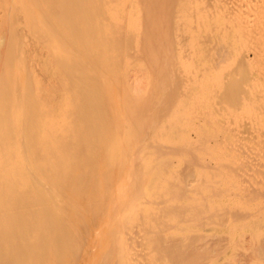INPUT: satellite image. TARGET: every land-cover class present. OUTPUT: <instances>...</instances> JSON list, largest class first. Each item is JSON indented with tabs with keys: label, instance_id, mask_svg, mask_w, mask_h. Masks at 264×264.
Here are the masks:
<instances>
[{
	"label": "rangeland",
	"instance_id": "obj_1",
	"mask_svg": "<svg viewBox=\"0 0 264 264\" xmlns=\"http://www.w3.org/2000/svg\"><path fill=\"white\" fill-rule=\"evenodd\" d=\"M4 1L6 0H0V9H3L0 14L5 12V8L6 10L11 8L8 6L10 0H7L8 4L5 2V5ZM34 1L20 0L19 2L18 0L16 2L14 0V4H19V7L17 6L18 9L25 10L24 14H26V10L32 11V8L34 12L35 9L39 11L42 0ZM100 1L99 3L96 0L99 6H102L100 4L104 1L103 7L105 9L108 8V10L105 11L103 7L104 10H99V13L100 11L103 12H101L103 18L99 15L101 23H107V25L103 26L99 21V35L101 28L107 29L106 31L102 30V32L106 33L104 35V37L106 36V40L111 41L110 47L117 45L115 50H113V47L112 52H110L111 48L109 45L107 48L109 42L105 40L103 43L101 39L103 38L104 40L105 38L102 35L100 36L102 38L99 37L102 44L106 43L105 46L103 45V51L105 52L102 51L101 53V57L103 56L102 61L103 59H107L104 60L107 62L106 64H114L115 62L117 67H115V64L113 66L110 65V67L105 64L107 68H104L105 65H100L99 67L102 66L100 69H104V71L109 70V74L114 73L111 72L113 70L112 67H115L113 71L117 70V73L119 71L118 74L120 75L121 71L125 73L123 76L121 75L124 78V82H120L117 78L120 76L117 73H114V77V74L112 75L115 78L112 79L111 76L107 77L108 73L104 74L97 68L96 72L101 71L104 75L107 74L106 79L102 75L101 80L102 78L104 79L102 82L108 80L106 84H110L111 87L108 89L111 95V98L109 97L110 100L109 98L108 100L111 104H108L106 96L103 93H99L100 90L107 89L108 85L105 86L106 84L102 83L105 86L102 89L101 80L98 79L97 87L101 88H97L96 90L95 87V90L98 91L99 97L102 95L104 96L102 100H105L104 102L101 99L99 100L101 103L99 104V108L102 111L103 109L101 108L106 105L104 110L111 117L110 124H112V128L114 126L116 128V125H120L121 127L124 123L127 125V123H130L127 122L129 120L134 119V122L132 121L133 124L131 122L132 127L126 132H124L125 127H127L125 124V127L123 126L124 129L119 126L117 130L113 128L112 133H115V137L113 138L118 139L116 140L119 144L117 148L115 147L117 145L114 141L115 139L113 140L114 146L112 145L113 141H111V138H109L108 142L106 137V142L103 140V143L97 144L99 147L93 148L94 150L77 147L74 144L71 145L70 141L68 145L59 149L60 158L57 161V166L52 164L51 150L47 149L45 151L48 163L47 176L51 181L58 175L60 180L68 185L66 187L67 190L64 191L63 189L60 193L62 195L61 200L67 203L73 210L74 219L78 226L77 232L81 235L79 241L77 240L78 236L74 233V237H77L75 241H77L76 245L79 246L78 251L74 255L71 252L73 256L70 254L72 256L70 259L67 258L70 256L69 251L66 259L64 258L56 264H143L144 262L138 257L139 253L141 255V252H139L140 248L136 247L133 249L138 250L137 252L134 251V253L138 254H135V258L133 257V263L131 261L128 262L129 259L127 260L122 254L121 243L123 244L125 240L123 234L127 224L132 219L131 215L145 211L161 210L163 206H159V203L163 199L175 198L184 194V196H188L189 198L185 200L186 202L189 203L190 199H192L195 202L193 204L199 203V205H192L189 212L193 221L191 225L195 224L197 226L199 223H203L207 224V228L205 233L200 234L193 243L202 247L200 252L185 263L179 264H264V62H262L264 61V0H157L158 2L156 0H137L139 2H136L137 4L134 3L136 6L133 7V10L136 11L137 9V12L134 14L135 17H125L123 19L118 17V15L122 14L120 8L125 4H129L130 6L134 0H131V3H129V0L120 1L119 3L116 0ZM161 1H165V3L169 2L170 5L178 9L175 10L177 16H175V19L174 11L172 10L173 15L169 14V11L166 12V4L160 3ZM121 2H125V4H121ZM33 3L36 4L33 5L34 7L31 6ZM149 3H152L153 7L150 9L151 11L154 9L155 16L157 17L158 14V16L160 15L164 19L163 22L161 18H157L158 22H163L161 27L158 22L156 24L155 22L153 24L150 22L149 24L148 20V23L146 22V19L149 18ZM154 3L158 5H154ZM42 5L43 8L40 10H42L41 14L43 15H40L44 16L47 12V7L44 2H42L41 7ZM145 5L147 6L146 9ZM3 6L5 7L3 8ZM11 6L15 11L13 3ZM137 6L142 9L138 10ZM158 6H162L164 8H162L163 11ZM154 7L158 8L157 11H155ZM147 8L149 11L145 13V17L144 12L147 11ZM169 9L168 7L166 10ZM141 10L142 12H139ZM8 11L5 14L7 16H9ZM108 11L111 13L107 15L106 12ZM160 11L164 14L167 13L168 17L172 15L174 23L172 18L168 20L169 18L166 15V17H163L164 15ZM17 13L14 17H17ZM20 13L18 15L20 18H15L17 19L16 23L13 17L11 18L14 20L13 22L8 19L11 15L8 18L7 16L5 18L4 14H1L4 17L0 15L2 18L8 19V23L5 20H0V22L4 21L7 24L3 26L4 23L2 22L3 24L0 26V29L2 27L6 29L7 33L4 32L5 29L0 30V32L6 33H3L5 35V37L3 36L4 38L11 39V36L8 38V33L12 29V25H10V29L7 27L9 26V21L17 24V27L13 24L14 28L22 26L20 35L18 36L22 40L18 37H15L14 40L13 37V41L7 39L5 41L3 37H0L2 40V43L0 40V46H4L5 48L7 44L11 45L10 42H14L17 39L21 40L20 44L17 40L16 44L14 42V45L9 46L13 47L17 45L15 47H17L16 49L19 51L17 52L20 54V57L16 55L18 59L14 56L15 53L17 54L16 49L13 48L15 50V53H13L14 50L11 51L12 48H9L10 50L6 48L8 52L11 51L14 54L9 53V55L8 53L5 54V48L2 50L0 47V51H3H1L3 57H0V70L1 68L4 69V67L8 69L9 67L10 69L14 67L15 62L13 57L10 56H14V59L18 60L16 64L20 62V66L23 64L25 66L28 65L26 71V74H28L27 81L31 82L32 85L34 84L36 89L32 88L31 83L25 82L29 84L27 86H30V91L31 88L36 90L34 98H38L35 101L38 103H35L38 106L37 108L41 110L42 115L45 114L43 117L49 111V113H52V117L59 120L62 124V121L65 120L63 119L64 114L67 113V110L69 113L70 110L66 106L67 103L65 105V98L71 93L70 90L68 93L64 88L68 89L70 85L69 87H64L61 85V80L58 81L57 78L53 82L54 78H52L50 71H52V67L56 66L57 63H54L52 60L54 59L52 47H50L52 45L50 41L49 45L46 44L48 40H46L47 42H43L45 36L42 41L40 36H43L45 33L42 31V35L41 30H36L35 27L37 25V27L41 28L40 21L44 18L39 16V14L37 15L38 12L35 15L39 16L40 21H38L36 16L35 18L31 16L32 19H37L35 21L38 22H31L33 25L35 23L33 26L35 29H30L31 27L27 28L28 25L26 26V24L30 26L32 19L27 15V17L23 16V18L25 17L24 20ZM28 14H33V11L31 14ZM104 14L107 16H104ZM103 19H107V21H103ZM170 22L173 23L170 26L174 30H170V26H168L171 24ZM146 23L149 25L147 26ZM151 24L152 28L150 27ZM154 24L159 27H156ZM43 25L44 23L41 29L44 30ZM86 25L84 27L88 28V24ZM146 26L149 27L148 33H150V29H153L151 30L152 32L155 31L153 32V36L150 33V37H153L150 40L151 43H147L150 37H145L147 34ZM166 26L167 28H164ZM154 27L158 29L156 30ZM24 29L25 32L23 33ZM165 29H169L170 31ZM58 31L61 32L59 29ZM167 31L169 34L171 33L170 37H167L169 36ZM15 32L17 31H12L13 34H10L17 36ZM59 34L61 35L62 32ZM46 36V38H49L48 35ZM118 36H121V38L118 39ZM51 37L53 39L55 35ZM57 38L55 39L58 40ZM62 39H65V37ZM145 39L146 43L151 46L145 44ZM3 41L5 42L4 44ZM7 41L9 42L7 43ZM112 42H115V44H112ZM81 43H84V41H81ZM44 45L46 47L42 48ZM48 46L49 49H47ZM87 46L89 47V45ZM74 48L76 49L75 46ZM74 48L72 47V49ZM45 49L47 50L45 51ZM81 49V52L83 51L84 53H78L80 55L85 54L84 49ZM159 50L160 52H157V54L156 51ZM47 51L48 53H46ZM107 51L108 54L112 55V58L113 54L114 57L118 55V59H113L115 61H111V63L110 61L108 62L109 55ZM1 52L0 55L2 54ZM68 53L72 54L73 52ZM103 53L107 54L106 58ZM4 54L9 55L12 59L8 58L10 59V63H14H6L5 59L3 60ZM45 54L49 57L44 56ZM85 55H87V57L85 56L86 59L84 57L79 60H89L87 59L89 57L88 54ZM72 56L75 57L76 55L72 54ZM32 59L34 62H30V60L33 61ZM100 59H97L98 61L91 59V61L99 63ZM48 60L52 61L55 65L53 63L50 65ZM27 62L30 63L27 64ZM79 62L82 66L80 70L84 71L83 61L82 64L81 61ZM87 63L86 65H88ZM117 63H119V66L123 65H121V70L118 68ZM7 64H9V67ZM16 64L17 69L19 68V64ZM89 65L91 67L93 64L90 63ZM89 67L86 68L88 71L86 70L85 72H90ZM126 68L130 71H125ZM8 69L5 72L9 71L8 74H11ZM19 70L22 72L21 68ZM5 72L3 70L1 73L4 75ZM96 72L92 73L93 75L91 76L93 77H90L89 81L92 78H97L96 76H98L99 72ZM87 73L85 75H88ZM132 73L137 78L139 76L142 79L140 84V89L142 90L139 94H134L132 89H130L131 86L127 85V82L130 81L129 76ZM15 75L16 72H14ZM10 76L15 81L16 76L14 77L12 74ZM20 76L22 75L20 74ZM74 76V73L67 71L65 78L69 81ZM80 76L83 77L84 75ZM9 77L6 76L5 78L9 80ZM11 81H8V83L10 84ZM56 81L60 82L59 86L61 88L64 87L62 90L55 84L57 83ZM16 82L17 84L19 83L18 81ZM97 82L93 83L92 80L94 85ZM6 84V81L3 83V87L0 84V89H4L5 86L7 90V87H10V85ZM19 86L16 89L18 92L20 90ZM174 88L176 89L174 90ZM58 89L60 90L58 91ZM32 93L30 92V94ZM125 94L128 98H126ZM56 97L58 98L56 99ZM24 99L25 97H23ZM23 100L21 101L23 102ZM71 100H73L72 97ZM12 101L8 102V107L10 108L15 104ZM21 101L20 104L22 103ZM17 102L18 107L23 109L19 106L18 100ZM25 103L24 101L22 104L24 105ZM136 105L143 107H139L138 110L141 113L138 114L139 118L142 117L139 120V126L137 124L138 117L133 115L134 110L135 112L137 110ZM108 106L117 108H114L116 114L113 111V113L110 112L112 108H108ZM130 107L134 110L130 111ZM7 110L9 112V108ZM106 111H102V113L105 114ZM127 114L129 117H127ZM108 116L105 119H109ZM132 116H134L133 119H131ZM127 118L130 119L128 120ZM105 119V124H108ZM80 124L81 117L77 110L60 127L61 133L64 136L72 137L73 134H78L77 131L80 128ZM102 128L104 127L102 126ZM104 129L108 132L110 128L107 125V128ZM110 134L106 133L105 136L109 137ZM105 143H107V146ZM100 144L101 146L103 144L104 147H101ZM114 148L115 151H112ZM89 156H93L95 160L91 157L88 159ZM30 187L33 188L31 190V197L34 198V185L30 183ZM60 188L61 183L59 190ZM201 213L206 214L202 216ZM207 215L208 217L205 218ZM114 232L117 233L114 234ZM70 235L73 236L72 233ZM169 235L170 238L180 236L178 231L170 232ZM38 236L39 234L36 231H31L30 244L36 245L38 243ZM71 249L72 247L70 246L69 250ZM137 258L139 259L137 260ZM133 259L131 258L130 260ZM155 264L172 263L169 259L160 256L158 253Z\"/></svg>",
	"mask_w": 264,
	"mask_h": 264
},
{
	"label": "bare ground",
	"instance_id": "obj_2",
	"mask_svg": "<svg viewBox=\"0 0 264 264\" xmlns=\"http://www.w3.org/2000/svg\"><path fill=\"white\" fill-rule=\"evenodd\" d=\"M11 1L12 0H10V3H11ZM15 1L17 2L18 0H15ZM25 1H27V0H25ZM37 1H39V0H37ZM97 1L99 3L101 2L100 0H97ZM116 1H118V3H119L120 1H124V0H116ZM134 1H133V3H131V0H129V3H131L130 6H129V4L128 5L125 4V2H121V4L124 3L126 5V6L124 5L126 8L122 5L125 9L123 7L120 8L122 10V12H121L122 14L120 13L121 15L120 16L118 15V17L123 19L125 17L131 18L132 16H134V14L137 12L136 8H138V6L136 8H134V9H136V11L133 10V7H135L136 4L139 2L137 0H134ZM5 2H6V4H8L7 0H6V1H4V5H5ZM19 2H20V0H19ZM34 2H36V0ZM42 2H44L46 7H47V12L45 13L47 15L44 14L45 17L41 16L43 14H41L42 10H40V9H42L43 5H44L43 4L41 7ZM42 2L40 3L39 11H38V9H37V11L35 9V12H34L33 8L31 7L35 3H33L30 6L32 8L34 15L31 14L32 11L31 10L29 11V9L26 10V14H24L25 10L23 9L24 11H22V9L20 8L21 9V11H20V9H18L19 4L18 5L14 4V0L12 1V3L15 6L14 7L15 11L13 10V7L11 6L12 3H11V5L9 3L8 6L11 7V8L8 7L9 11L6 10V8H5L4 9L5 12H2L1 14L5 15L6 12L8 11L9 16L5 15V18H6V16H7V18L10 17V15H11V17L8 19L11 20L12 22L14 21L13 19H11L12 17L14 19L20 18V17H18L20 12H21L20 15L22 16V19L25 18V17L23 18V16L27 17V15L31 19H32V17L35 18V16H36L38 21H40V19L38 18L39 16L44 18V19H42V20H44V22H42V20L40 21L41 22L40 23L41 28H42V24L44 23V25H43L44 30L41 29L40 27H37V25L35 27H36V30L38 29L39 31L41 30V32L43 31L45 33L43 35V32H42L43 36H40L42 41H43V37L45 36L43 42H47L46 40H48V42L46 44L49 45L48 43L50 41V43L52 45V46H50V47H52L51 48L53 51L52 53L54 54V59H52V60L54 63L55 62L57 63L58 67L56 68L57 65L54 66L55 68L52 67V69H51L52 71H50L51 73L50 72L49 73L51 74L52 78H54L53 82H55V80L58 79V81L61 80V82H62L61 85H63L64 87L65 86L69 87V85H70V88H68V89H66L64 87L63 88L65 90H67L68 93L70 90V92H71L70 95L72 94V96L66 94L68 96H67V98H65L66 99L65 105L67 103L66 106H68L70 108V110H69V113L67 110V113L64 114V118L63 117L62 118L66 120L67 118L72 116L78 110V114L81 117V124H80L79 130L77 131L78 134H76V135L73 134L72 137H69V136H64L61 133L60 127H62L64 125L65 120L62 121L60 119L62 121V124H61V122L59 120L52 117V113L51 112L49 113V111H48V114L45 117H43V115H45V114L42 115L41 110L37 108L38 106H36V104H38V103L35 101L38 98L36 96H35L36 99L34 98V94L36 93V90H35L36 87H34V84L32 85V83L30 82L32 85V88H35L34 90L31 88V91H30V89H29L30 86L29 87L27 86V84L29 83L27 81L28 74H26L28 65L25 66V64L22 63L23 65L20 66L21 64H19L20 63L19 62V63H17V64H19L18 65L19 68H17L18 69L17 70L16 69L17 66H15V64L18 61V60L16 61V59H18L17 57L20 55L18 53L19 52L18 49H16L17 47H15L17 45H15L13 47H9L12 44L14 45V42L16 44L17 40H18V43L20 44L22 38H20L18 36L20 35V30L22 29L21 28L22 26L21 27L18 26L20 28H14V26L17 27V24L11 23V21H9L11 24L9 23L8 24L9 26H7V27H9V29H10V25H12L11 26L12 29L14 28L17 31V32H15L16 33L15 35H17V36L12 35L13 34L12 31L14 32L15 30L10 29V31L9 30L8 31L12 34L8 33L9 34L8 38H9V36H11L10 37L11 39L4 38L5 37L4 34H6L7 32H6V29L2 27V29H5V31L4 30L3 31L6 33L3 32L4 33L3 34L1 31L0 37L4 36L3 37L4 40L7 39L9 41L12 40L13 37H14L13 38L14 40H15V37H18L21 40L16 38L17 39L16 41L10 42L11 45H9V44L6 45L7 46L6 48H8L7 50H10L12 48L11 51H13L14 49H16V52L18 51L17 54L15 53V50L13 51V53H15V55L13 53H11V51L8 52L4 46H2V47L0 46L2 48V50L5 48V51H6L5 54L11 53L15 57H16V55H18L16 57V59H14L15 58L14 56H10V57H13V60L15 63L13 61H11V62L14 63L13 66L15 67L16 70L14 69V67H11V69L13 68V70H11L9 67V64H13V63H10V59H11L9 57L10 54L8 56L4 54V58H3V60L5 59L4 61H6V63H9V64H7L9 69L7 67L6 68L4 67V69L1 68V70H0V77H1L0 78L1 79L0 84L2 85V86L1 85L0 86L3 87V83H5V81L7 82L8 85H10V87L6 86L8 91L5 89V86H4V89L3 88H1L2 90L0 89V91H1L0 92V264H56V263L62 261V259H64V258L66 259V256L68 255L69 251H70L69 255L71 254V252L74 255V253L78 251L79 246L76 245L77 241H75V240L77 237L76 238L74 237V233L76 234V236H78L77 240H79V241L81 239V235L77 232L78 226H77L76 221L74 219L73 210L68 206L67 203H65V202H63V200H61L62 195L60 194L63 189H64V191L67 190L66 187L68 185L65 182H62L58 175H56L54 177V179H52L50 181L49 177L47 176V170H48L47 165H48V163H47V158L45 157V151L47 149L51 150L52 164H54V166H57V163H58L57 161L60 158L59 157V149L68 145V143L70 141H71V145L74 144V146H77V147L88 148V149L94 150L93 149L94 147L95 148L99 147V145H97V144L103 143V140L106 142V140H105L106 138H107V141L110 140L109 138H111V141H113L115 139V138H113V137H115L114 136L115 133L114 134L112 133L113 128L115 126L113 128L111 127L112 126V124H110L111 123L110 122L111 117H110L109 113L106 110H104L106 108V105H104L105 108L101 106L102 107L101 109H103L102 111H106L105 114L102 113V111L99 108V104H101L99 102L100 99L102 102H104L105 100H102L104 96H106L107 99L104 98L106 100H108L109 97L111 98V95L109 92L110 90H108L109 88H111L110 84H106V82L108 80H105V82L104 81L102 82V80L106 79L107 74L106 75H104V74L105 73L109 74V72H108L109 70L105 69L108 71H104V69H102V70L100 69L102 66L99 67L100 65L104 66L107 63L104 61L107 59H103V61H102L103 56L101 57V53L104 50L103 45L105 46V44H106V43L102 44V42H101V40H102L104 43L106 40V36L104 37V35H106V33L102 32V30H104V28L103 29L101 28L100 35H99V30H100L99 21H100L101 25H103V26L107 25V23L104 24V22H103L105 20L107 21V19H103V21H102L103 23H101L100 17H102V15H101L102 11H100V13H99V10H102L104 8L103 7L104 1L102 2V4H100L102 6H99V4H98V2H96V0H94V1L93 0H42ZM150 2H153V1H150ZM156 2H158V1L156 0ZM134 3H136V4H134ZM160 3L166 4V9L168 7L170 9L172 8L171 12H170V9L169 10L165 9V11L166 12L169 11L168 12L169 14L170 13L172 14L174 11V13H175L174 19H175V16H176L175 10H178V9L176 7H173L172 5H170L169 2H168L169 4L167 2L165 3V1H163V2L161 1ZM151 4L152 3H149V5H150V6H148L149 9L151 7H153ZM155 4L158 5L157 3H154V5ZM98 6L100 7V9ZM163 6H165V5H163ZM4 7L5 6H3V8ZM39 7H37V8H39ZM105 7L107 8V6H105ZM146 7L147 6L145 5V9H146ZM35 8H36V6H35ZM140 8H138V10ZM159 8H161L160 10H162L163 7L161 6ZM16 9H17L18 13L16 12ZM117 9L120 12L119 7ZM157 9L155 11H157ZM2 10L0 9V12ZM12 10H13L14 14H12L13 12L11 13ZM106 10H108V8L105 9V11ZM132 10H133V13H132ZM105 11H104V13H105ZM148 11L149 10L147 8V11L144 12L145 17H146L145 13L146 12L148 13ZM150 11H151V9H150ZM150 11H149V15H148L149 18L146 19V22L148 20L149 24H150V22H152V24L155 22V24H156V22H158L157 18L158 17L161 18L162 16L160 17V15L158 16V14H157V17H156L155 16L156 13L153 12L154 9H153V11H151L152 14L150 13ZM162 11H160V12H162ZM22 12H23V14H22ZM139 12H142V10ZM16 13L18 15H17V17H14V16H16ZM28 13H30L31 15H29ZM35 13H37V15L39 14V16L35 15ZM108 13H111V12H109V11L106 12L107 15H108ZM106 14H104V16ZM4 15H1V16L4 17ZM99 15H100V17H99ZM162 15H164L163 17H166V16L168 17L167 13L164 14L162 12ZM172 15H171V17H168L169 18L168 20H171L170 18L173 17ZM136 16H138V15L136 14ZM5 18L0 17V20L7 21L8 19H5ZM106 18H108V17H106ZM37 19H35V20H37ZM161 19H162L161 21L164 20L163 18H161ZM174 19L172 18L173 23H174ZM16 20L17 19H15V21H14L15 23H16ZM33 20L34 19H32L30 21V26H29V24H26V26L28 25L27 28H29V27H31L30 29L34 28L33 26L38 21H35V20L33 21ZM2 22L4 23L3 26H5V24L8 23V21L6 23L4 21H1L0 26H2L1 25V24H3ZM31 22H35L34 25ZM163 22H161V23L158 22L160 24V27H161V24ZM147 23H146V25H147ZM173 23H171V24L168 23L169 24L168 26L173 25ZM13 24H14V26H13ZM86 24H88V28L84 27V26H87ZM152 24L150 25L151 28L153 27ZM105 28H106V26H105ZM164 28H167V26ZM2 29H0V30H2ZM18 29H19V31H18ZM58 29L62 32L61 35L59 34L61 32H59ZM172 29L170 26V30H172ZM106 30L107 29H105L104 31H106ZM147 30H149V27H147L146 31ZM151 30H153V29H150L149 32L153 36V32H155V31L152 32ZM165 30L170 31L169 29H165ZM45 31H47V32H45ZM168 31H167V33H168ZM24 32H25V29H24L23 33ZM41 32H39V34H41ZM156 32H158V31H156ZM160 32H161V30H160ZM23 33H21V34H23ZM52 33H53V35H55V37L53 39L51 37V36H53ZM55 33H58V34H55ZM150 33H148V31H147V34H149V35L146 34L145 37H147V36L150 37ZM46 35H48V37L51 38V40H49V38H46L47 37ZM101 35H102V37L105 38L104 40L102 37H100ZM170 35H171V33L169 34V36H167V34H166L167 37H170ZM60 36H62V38L65 37V39L60 38ZM57 37H59V38H57ZM99 37L102 39L100 40ZM55 38H57L58 40H56ZM119 38H121V36H118V39ZM151 38H153V37L148 38L149 42H147L145 39V44L151 43V41H150ZM108 39H109V36H108ZM9 41H7V43ZM81 41L82 42L84 41L85 44L81 43ZM152 41H153V39H152ZM106 42H109V41L106 40ZM110 42L107 44V48H108V45L110 44ZM1 43H2V40H1ZM4 43L5 42L3 41V44ZM98 43H100V44H98ZM86 44L89 45V47ZM91 44H92V46H91ZM112 44H115V42L114 43L112 42ZM110 45H109V47H110ZM147 45H150V44H147ZM166 45H167V43H166ZM74 46L76 47V49L74 48ZM18 47L21 48L20 46H18ZM44 47H46V46L44 45L42 48H44ZM72 47L77 52L74 49H72ZM85 47H87V49H85ZM113 47H114L113 50H115V47H117V45L116 46L113 45ZM113 47L112 46L110 47L111 48L110 52H112ZM77 48H79V50H77ZM81 48L84 49L85 54H88L89 57L87 59H89L90 61L89 60H79V59H83L85 56L87 57V55H85V54H82L83 55L82 56L78 53V52H81V50H82ZM47 49H49V46L47 47ZM47 49H45V51ZM98 49H100V50L98 51ZM108 51H109V49H108ZM108 51H107V54H108ZM68 52H73L72 54H74V56L76 55L77 57L76 56L73 57L72 54L71 53L69 54ZM103 52H105V51H103ZM157 52H160V50L156 51V53ZM43 53H41V54H43ZM46 53H48V51ZM103 54L105 55V53H103ZM1 55H0V57L2 58L3 53ZM106 55H105V58L107 57ZM108 55H109L108 56L109 57L108 62L110 61V63H111V61H115L113 59H116V60L118 59L117 58L118 55L117 56L115 55L116 57H114V54H113V58H112V55L110 53ZM44 56H48V55L45 54ZM5 57H7V58H5ZM86 57L84 59H86ZM100 57H101V59H100ZM110 57H111V60H110ZM1 58H0V60H1ZM8 58H10V59H8ZM75 58L78 60H76ZM91 59H93L95 61L97 59H100L101 61L99 63H96V62L93 63L94 61L92 62ZM26 60H28V59H26ZM4 61H3V64L5 65ZM7 61H9V62H7ZM79 61H81V64L83 61L84 71L80 70V69H82L81 68L82 66L80 65ZM84 61H86V62H84ZM88 61H89V63H87ZM30 62H34V60L33 61L30 60ZM30 62H27V64H29ZM53 62L48 60V63L50 65ZM101 62H103V64H101ZM118 62H119V60H118ZM262 62H264V61H262ZM86 63L88 65L90 63H92L93 64V65H91L92 68L89 67L90 65L89 66L86 65ZM3 64H2V67H3ZM96 64H98V65H96ZM114 64H115V62H114ZM114 64L111 63V64H106V65L110 67V65L113 66ZM117 64H118V68L122 69L123 65L121 64L122 66L121 65L119 66V63H117ZM94 65L96 66V69H95ZM106 65L104 68H107ZM87 66L90 68V72L92 71L91 73L85 72L86 70L88 71V69H86V68H88ZM115 67H117L116 64H115ZM115 67H112V69L114 70ZM20 68H21L22 72H20V70H19ZM97 68H99L104 74L101 71L96 72ZM6 69L10 70V72L13 76H14V72H16V75H15L16 77L14 76L15 81H13L14 78L10 76L11 74H8L9 71L5 72ZM91 69H93L95 71L93 72V70H91ZM3 70L5 72L4 75H3V73H1V72H3ZM113 70L111 72L117 73L116 72L117 70L116 71H113ZM126 70L128 71L127 68L125 69V71ZM67 71L72 72L75 75L74 78L69 80V81L66 80V78H65ZM95 72L96 73L99 72V73L97 74L98 76L94 75L97 77L96 78L97 80L95 78H94L95 80L92 78L93 83L95 81L97 82L98 79L101 80V76L103 75L102 77L103 78L105 77V78L104 79L102 78V80L101 81L99 80V81L101 84L102 83L106 84L105 86L108 85L106 87L107 89H103L105 86L103 84L102 85L99 84V85H101L104 92L108 91L106 93H104L102 90L99 91V93L104 94V96L100 95V97H102V98L99 97V94H97L98 91H96L97 88H99V89L101 88V87H97L98 82L95 83V85L97 84L95 86L92 83V80L89 81L91 79L90 77H93V76H91V75H93L92 73H95ZM121 72L123 73V71H121ZM163 72H165V71H163ZM19 73L22 76L19 77V75H20ZM85 73H87L88 75H85ZM118 73H119V71H118ZM122 73H121V75L123 76L125 72L123 74ZM99 74H101V75H99ZM113 74L111 73L107 77H109V76L112 77ZM80 75H82V76L84 75L83 77H85V76L86 77L83 78ZM118 75L120 76V77H117V75H116V77L119 79L118 81L124 82L123 81L124 78L120 74H118ZM130 75H131V76H129L130 77L129 78L130 84H128L129 82H127V85L131 86L130 89H132L134 94H137V93L139 94L140 91L142 90V89H140L141 88L140 84H141L142 79H140L141 77L139 78V76L137 78L136 76H134L133 73ZM6 76L9 77V80H7L8 78H5ZM114 76H115V74L113 75V77ZM163 76H164V73H163ZM113 77H112V79H115ZM10 79L11 80L13 79V80L11 81ZM3 80H4V82H3ZM86 80L88 81L87 83H86ZM8 81H11V83L9 84ZM16 81H18L19 83L17 84ZM25 81L28 83L26 84ZM1 82H3V83H1ZM70 82H72V83H70ZM89 82H91V83H89ZM115 82H116V80H115ZM57 83H55V84L59 86L60 82L58 84ZM53 85H54V83H53ZM17 86L20 87L19 92L16 91ZM26 86L28 87V89ZM111 86H112V84H111ZM173 86H174V84H173ZM59 87L61 88V86H59ZM95 87H96V90H95ZM63 88H61V90ZM171 88H170V90H171ZM175 89L176 88H174V90ZM56 90H57V88H56ZM59 90L60 89H58V91ZM33 91H35V92H33ZM30 92L31 93L33 92V93L30 94ZM32 95H33V97H32ZM59 95L61 96V94H59ZM59 95H58V97H60ZM125 96H126V94H125ZM23 97H25L24 100H23ZM58 97H56V99ZM63 97H65V95H63ZM71 97L73 100H71ZM16 98L19 101V106L23 109H20L18 107V104H17L18 102H17V100H15ZM19 98L21 100H23V102ZM110 98H109V100H110ZM126 98H128V96H126ZM59 100H60V98H59ZM109 100L106 102L108 104H111V102L109 103ZM11 101L13 103H15L12 108L8 107L9 106L8 102H11ZM20 101L22 103H24V101H25L26 103L23 105L22 103L20 104ZM102 105H103V103H102ZM72 106H73V109H72ZM132 107H133V105H132ZM139 107H142V106L136 105V109H137L136 112L133 109L134 110L133 115H136L138 117V120H137L138 126H139V122H140L139 120H140V118H142V117L139 118V116H138V114H141L138 111ZM6 108L7 109L9 108V112ZM108 108H112V110L109 109V110H111L110 112H112V111L114 112L115 109H117L115 107H114L115 108L114 109L113 106L112 107L108 106ZM41 109H43V108H41ZM133 110H132V108L130 109V111H133ZM127 111H129V110L127 109ZM112 113H111V116H112ZM106 114H108L109 116ZM104 115H105V117H104ZM107 116L109 119H105ZM127 117H129V115ZM133 117L134 116H132L131 119H133ZM56 118H58V117H56ZM104 119H105V121L106 120L109 121V122L106 121V123H108V124H105ZM127 119L129 120L130 118H127ZM133 120L127 121V122H130V123H127V125L124 123L127 127H125L124 124L121 127H120V125H116L117 127L114 129L117 130V128H119V127L122 128L124 126L126 128V129H124V127H123V129L125 131L123 129H121V130H123L124 132L129 131V128L131 129L132 124L134 122ZM131 122H132V124H131ZM135 122H136V119H135ZM107 125H108V128H110L109 130L107 129L108 132H106L104 129V128H107ZM128 125H129V127H128ZM102 126L104 128H102ZM111 128H112V131H111ZM109 131L111 132V134ZM106 133L108 135L110 134V136L112 135V137H110V136L107 137V135L105 136ZM117 134L119 135V133H117ZM124 134H126V133H124ZM122 136H124V135L122 134ZM118 137L122 138L120 136H118ZM101 138H102V142H101ZM116 140H118V139H115L114 141L116 142ZM114 141H113L112 145H114ZM121 141H123V140H121ZM105 144L107 146V143H105ZM116 144L117 145L116 146L114 145V146L117 148L119 144L117 142H116ZM100 146H101V144H100ZM106 146H105V148H106ZM101 147H104V145L102 144ZM113 150L115 151V148L112 149V151ZM112 151H110V152H112ZM93 156H89L88 159H90V157L93 159ZM93 160H95V158ZM257 177H259V176H257ZM30 183H32L34 185V188H35L34 198L31 197V190L33 188L30 187ZM60 183H61V188L59 190ZM184 195H180V196L175 197V198L163 199L159 203V206H163L161 210L145 211L142 213H136L134 215H131L132 219L127 224V226L125 228L126 230L123 234L125 240H124L123 244L121 243L122 254L124 255V257H126L127 260L129 259L128 262L131 261V263H133V261H134L133 257L135 258L136 257L135 254H138V253H136L138 250L137 251L133 250L136 247L140 248L139 252H141V255H139L140 254L139 253L138 257L141 258L142 262H144L143 264H155L156 263V255H158V253L160 256H164L165 258L169 259V261L172 264L185 263L186 261H188V259H190L195 254L200 252L202 247L195 245L193 243L199 237L200 234L205 233V230L207 228V224L199 223L197 226H195V224L191 225V223H193V221L191 220V216H190L189 212L192 208V205H194V206L199 205V203L193 204L195 202L192 201V199H190L191 200L190 202H192V203L186 202L185 200L188 198V196L186 197ZM200 205H201V203H200ZM79 209H80V207H79ZM205 214L206 213H201L202 216H204ZM207 217H208V215L205 218H207ZM33 230L39 234V236L37 237L38 243L36 245L30 244V235H31V231H33ZM173 231H178L180 236H178L176 238H173V237L170 238L169 233L173 232ZM231 231H233V230H231ZM71 233L73 236L70 235ZM115 233H117V232H114V234ZM70 246L72 247L71 250H69ZM132 250H133V252H132ZM134 251H136V252L134 253ZM157 251H158V253H157ZM71 255L67 258L70 259V257L73 256V255L72 256ZM130 257L133 260H130L131 259ZM139 258H137V260Z\"/></svg>",
	"mask_w": 264,
	"mask_h": 264
}]
</instances>
